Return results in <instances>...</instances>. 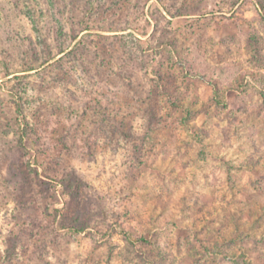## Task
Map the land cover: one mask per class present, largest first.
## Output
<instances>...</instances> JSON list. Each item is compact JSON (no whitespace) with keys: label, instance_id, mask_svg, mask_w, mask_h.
I'll return each mask as SVG.
<instances>
[{"label":"rangeland","instance_id":"rangeland-1","mask_svg":"<svg viewBox=\"0 0 264 264\" xmlns=\"http://www.w3.org/2000/svg\"><path fill=\"white\" fill-rule=\"evenodd\" d=\"M0 264H264V0H0Z\"/></svg>","mask_w":264,"mask_h":264},{"label":"trees","instance_id":"trees-1","mask_svg":"<svg viewBox=\"0 0 264 264\" xmlns=\"http://www.w3.org/2000/svg\"><path fill=\"white\" fill-rule=\"evenodd\" d=\"M105 29L107 31H111L112 30L111 27L105 28ZM75 51H76V48H74L72 50H69L67 52V55L73 56L75 54ZM63 52H64L63 49L58 50V53H63ZM58 60H62V59H58ZM34 70H36V69H34ZM213 87L215 88L214 89V92H213V101L215 102V104H219L220 105L221 101H220V97H219V94H218V90H216V87L215 86H213ZM173 104H175V105L178 104L177 107H179L181 110H185V112L182 113V119L181 120H182V123L188 125L189 124V120L188 119L190 118V116L193 113L191 111L192 110L191 109L192 102H190L189 105H185L182 101L181 102H179V101L178 102L173 101ZM15 113L17 114L18 119H19L18 120L19 129H20V133L18 135L19 143H20L21 147H23L24 149L27 148V150H28V142L29 141L27 139V136H28V133L31 132V128L29 127V124L23 119L22 106H21V104L18 101L15 102ZM205 136H207V134H205V132L203 130L194 129V138H195V140L198 142V144L200 146V155H203V156L207 155L208 154L207 152H209L207 150V148H208V143L206 141L207 140V137H205ZM30 144L32 145L33 144V141L32 142L30 141ZM205 150H207V151H205ZM38 156H40V155H38ZM69 188H70V191H73V192H77L78 191L77 187L74 186V185L69 186ZM77 230H78V232H82L83 229H77ZM122 233H123V235H124L125 240L127 241V243H130L132 245L135 244V241H134V239L132 237V231H131V229H129V230H122ZM139 240L141 242H146L145 239H144V237H140Z\"/></svg>","mask_w":264,"mask_h":264}]
</instances>
